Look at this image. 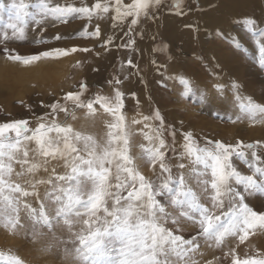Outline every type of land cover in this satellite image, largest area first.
Returning a JSON list of instances; mask_svg holds the SVG:
<instances>
[{"label":"snow or ice","instance_id":"1","mask_svg":"<svg viewBox=\"0 0 264 264\" xmlns=\"http://www.w3.org/2000/svg\"><path fill=\"white\" fill-rule=\"evenodd\" d=\"M160 3L161 0H132L123 4L122 0H114V8L110 9L106 0H96L91 7L71 4L53 7L48 0H35L34 3L11 0L7 7V28L14 37H22L24 28L21 25H26L29 18L38 24L49 17L62 23L84 17L91 21L110 10L116 14L115 20L132 17L131 26H134ZM173 7L178 9L180 0H174ZM4 10L5 5L0 2V12ZM37 16L41 19L37 20ZM245 23L250 31H256L254 19H247ZM82 34L100 36L99 25L94 31ZM259 37L255 40L259 51L258 64L264 68V43L261 42L264 30L259 32ZM4 38H8L7 32ZM111 42L110 37L106 44ZM234 44L238 47L239 41ZM77 50L75 47L54 49L21 56L0 49L9 53V59L25 64L54 54L66 56ZM127 63L131 66V59ZM178 79L184 86L183 98L205 103L203 90L198 95L189 78L181 76ZM116 84L119 85L120 81L117 80ZM214 87L223 93L224 85ZM240 87L239 83H232L241 114L252 120L258 115L264 117V104L257 103L250 96L242 97L238 91ZM86 90L87 84L82 83L80 91L66 93L65 100L71 101L73 108L86 109L88 116H95L96 105H99L113 118L106 123L102 143L93 134L60 123L57 117L61 112L72 119L76 116L59 101L48 106L51 112L36 117L35 127H30L29 119L0 123V225L12 232L23 228L22 212L34 227L51 229L63 222L69 231V238L64 243L71 245L64 249L65 258L78 264H194L191 254L198 251L201 239L213 241L216 247H220L227 237L238 236L242 243L250 230L264 228V212H257L245 203L246 193L264 192V166H260L264 161L255 151L259 141L249 144L240 141L236 145L219 140L206 141V145L200 147L192 132L182 133L185 143L179 159L187 157L191 167L179 163L175 167L181 171L173 175V165L166 161L167 152L175 150L176 130H170L173 144H169L162 135L164 117L159 109L152 117H143L144 121H159V126L144 125L148 131L142 134L148 145H140L142 154L134 157L131 154V134L123 113L125 94L115 87L112 97L96 95L83 100ZM141 122L134 119L131 123ZM32 143L35 148H29ZM244 148L252 150L251 162L247 160L248 153L242 150ZM233 156L244 160L252 174L239 171L232 163ZM138 159L149 164L153 171L159 167L157 181L140 171ZM50 160H63L67 171L48 179H35L42 168L47 170ZM16 165L20 171H16ZM185 169H188L187 174ZM52 171L54 173L55 169ZM13 176L23 182H16ZM25 177L28 179H23ZM193 177L196 188L190 183ZM40 185L49 186L42 199L38 190ZM29 198H36L39 206L34 207L28 202ZM182 224L194 227V234H189L187 239L177 234L182 231ZM76 225L81 226L79 231H73ZM230 254L234 257L232 264H264V259L255 257L241 260L235 255V249ZM0 264L26 262L19 255L0 252Z\"/></svg>","mask_w":264,"mask_h":264},{"label":"rangeland","instance_id":"2","mask_svg":"<svg viewBox=\"0 0 264 264\" xmlns=\"http://www.w3.org/2000/svg\"><path fill=\"white\" fill-rule=\"evenodd\" d=\"M51 1L53 0H48L49 4L51 3L50 6H53ZM94 1L95 0H92L90 6H88H93L95 4ZM0 2L5 5V10L0 12V35L2 32L1 36H4L5 32L12 34V31L7 28V24L9 23L7 7L10 5L11 0H0ZM26 2L34 3L35 0H26ZM122 2L123 4H129L132 0H122ZM173 3L174 0H161L158 7L151 9L150 14L141 17L139 22L134 26H131L132 17H126L122 21L115 20L114 17L116 14L114 10L113 14L111 15V13H109V17H107L108 19L106 18L108 20L106 27H103V22L96 17H93L91 21L86 17L74 18L69 19L66 23H62L49 17L43 20L44 22L42 21L41 24H38L29 18L26 26H21L26 28L27 37L32 35V37L36 36V38L29 42H19V45H29L33 51L25 55L20 52L19 48H14L12 51L10 50L12 54H19L21 56L38 54L41 52L37 51V45L40 46L45 44H49V48H47L46 51L54 49H72L74 47L78 50L70 52V54L66 56H56L54 54L50 57L41 58L33 61L32 64L30 63L31 65L25 64L23 61H13L8 58V52L0 51V59L7 62V64L14 65L9 69H3V75L0 79V92H2L0 93V123L10 122L15 119H29L30 127H35L37 124L36 117L51 112L48 105L59 101L61 105L67 106L70 113H74L76 116V119H72L71 116H65V114L61 112L57 117V120L60 123L71 124L74 129L89 134L101 130L103 135L99 138V141L102 143L105 139L104 134L107 131L106 123L111 122L113 118L105 113L99 105H96L97 111L95 116H88L86 115V109L73 108L72 102L65 100V95L68 92L80 91V85L86 83L87 90L83 93V100L94 98L96 95L107 97L114 96V88L119 87V85H122V83H125L126 81L125 78L122 79L120 75H118L119 72L117 69H119L118 67L120 65L124 72L136 73V83L139 84L138 89L136 86L132 87L127 95L126 90H120L125 94L123 113L126 116L128 131L131 134V154L134 157L141 156L142 149L139 147L140 145H148V141L144 139L142 134V132L148 131L144 125L147 123L153 128L159 126V121L151 119L144 121L143 117H152L154 111L159 109L161 115L164 117L162 135L169 144H173L170 130L172 128L176 130L174 140L175 150L172 151L170 149L167 152L166 161L173 165V175H176L181 171L175 167V165L179 163H184L185 165H188L189 168L191 167L187 157L183 160L179 159L180 154L184 151L183 145L185 143L182 133L189 131L192 132L200 147H204L206 141L219 140L232 145H236L240 141L244 144L259 141L260 144L257 145L255 151L257 155L261 157V161H264V117L258 115L255 120H252L248 118L246 114H241L238 102L235 100V94L232 90L233 81L231 82L224 77L227 76V74H225L227 72H222L221 70L217 71L216 69L213 70L212 67L209 68V65L206 62H201L198 58L197 60L199 63L193 65L191 60L186 61L189 58L192 59L191 52L185 50L181 44L172 45L160 37H156L152 42L150 40L148 43L147 53H151L152 57L146 54L139 56H134V54H132L133 51L136 52V54L137 52L142 51L137 50L135 48L137 46L134 47L129 41L135 39L137 41L144 40V30L150 26L156 25V22L153 21L154 15L184 13L191 11L194 8V10H198L201 6L200 0L199 2L198 0H180V7L178 9L173 7ZM112 8H114V5ZM30 11H32V9H30ZM36 19L40 20V17L37 16ZM4 20L6 21L4 22ZM96 25H99L100 36L96 37L82 34L85 31L89 33L94 31ZM130 26L132 29L131 31H129ZM114 27H118L120 31H111L112 29H115ZM240 30L233 33L235 34L234 36L221 37V40L223 41L224 46L228 47V51L234 49L241 55L238 64L242 68V76L239 78L238 82L236 81L241 86L238 90L240 95L242 97H249L253 94L254 96L252 95L250 97H252L254 101L264 104V68H261L258 64L259 51L258 46L255 43V40L260 38L259 32L264 30V28H256L255 32H252L249 28L247 29L245 27L241 31ZM57 36L61 38L57 39ZM110 37L112 38V42L106 44V41ZM71 40L76 41L77 44L75 43L68 47L60 45L62 42ZM237 40L239 41L238 47L234 44ZM261 42L264 43V38L261 39ZM82 49H88V51H82ZM175 50L177 54H181V62L183 63L178 64L177 67H181L184 70H195L197 74L202 71V76H199L198 78H194L193 76L190 77L193 80L192 85L197 91V94L199 95L201 90L206 93L205 103L192 102L191 99H185L182 97L181 93L184 91V86L179 82L178 78L174 79L172 76L173 73L177 72L178 68L172 70L166 66L168 61L173 59V51ZM216 51L221 53L220 49H217ZM105 53L110 55L109 62L112 63L109 70L104 73L102 78H99L95 75L96 66H93L91 71L92 77L89 76V72L85 69L92 64L94 56ZM119 55H123L122 60H119ZM129 59L132 61L131 66L127 63ZM147 61H151V63L147 64ZM150 64H153L158 68H164L166 66L164 72H162L161 79L156 80L154 77H151V83L146 82L147 68ZM32 65L34 66L32 67ZM36 66L41 67L38 68ZM0 67H3L1 63ZM47 67L50 69H46ZM43 69L46 71L44 72ZM24 70L26 72H23ZM9 72H11L10 74L13 73L16 75V84L13 83L12 80H6L7 78H11ZM39 75L45 76V79L40 81L39 78L37 79V77H40ZM143 76H145V78H143ZM27 80L28 83L26 82ZM117 80L120 81L119 85L116 84ZM144 83H147V86H145L147 89H152V87L157 84L156 87L161 88L165 93V96L169 98L170 101L168 104H160L156 98V100H154L152 97H148L147 100L144 101L140 100L138 98V93L139 90L142 89L140 87H142ZM37 84L43 85L42 87H40V85L38 87ZM218 84L224 85L223 93L218 92L214 87ZM246 85H251L252 90L255 93H245L243 87ZM24 88L27 89L25 90ZM43 88L50 90L47 94V99L45 100L47 103L44 102V100H41L42 104L38 106L37 104H30V108L27 111L21 109V106L27 103L26 97L28 96L29 91L34 92L36 90L37 92H42ZM9 91L12 92L13 97L7 98L8 102L10 101L9 105H7L4 97L6 94L10 93ZM262 92L263 96H261ZM15 106L16 108H14ZM216 113H219V116H217ZM229 116L231 119L228 118ZM237 116H240L241 118L236 119ZM134 119L141 120L142 122L140 124H132L131 122ZM35 147L36 145L34 143L29 145V148ZM242 150L248 153L247 160L251 162L252 157L250 153L252 150L246 148ZM137 163L140 165V171L146 177L153 181L158 180L160 174L158 166L155 171H153L151 166L143 160L138 159ZM232 163L243 174H252V169L247 166L244 160L233 156ZM260 166H264V163H261ZM46 168L47 170L42 168L36 174L35 179H48L50 176L63 175L67 171L64 167L63 160H50ZM53 169H55L54 173L52 171ZM16 171H20L19 165H16ZM184 171L187 174L188 169H185ZM12 179L16 182H23L22 179H18L15 176H13ZM23 179H28V177ZM190 183H192L194 188L197 187L194 177L190 178ZM48 187L49 186L47 185L39 186L38 190L41 194V199ZM28 202L34 207L39 206L36 198H29ZM245 203L257 212H264V192L251 191L246 193ZM168 210L172 211L171 208ZM21 223L24 227L18 228L15 232L9 231L7 228L0 225V252L19 255L25 260L26 264H78L77 261L71 258H65L64 249L66 247L70 248L71 245L64 243V241L69 238V231L67 227L63 225V222L59 225H54L51 229L39 225L34 227L22 212ZM80 227V225H76L73 228V231H79ZM180 227L182 231L177 232V234L184 235L186 239L189 237V234H194L193 226H185L182 224ZM34 233L37 234L34 235ZM199 244L200 247L198 251L191 254V260L194 264H209V262L210 264H232L234 257L230 253H232L233 249H235V255L241 260L252 257L264 259V228L257 227L250 230L248 238L242 243L238 236H234L227 237L220 247H216L215 242L213 241H205L203 239L199 241ZM226 253L229 255H226Z\"/></svg>","mask_w":264,"mask_h":264},{"label":"bare ground","instance_id":"3","mask_svg":"<svg viewBox=\"0 0 264 264\" xmlns=\"http://www.w3.org/2000/svg\"><path fill=\"white\" fill-rule=\"evenodd\" d=\"M91 1L92 0H53L51 2L53 4V7L57 4H59L61 6H66V5L71 4V5L76 6V7H81V6H88V5L90 6ZM95 2H96V0L94 1V3ZM106 2L108 3V6L110 7V9H113L112 6L114 5V0H106ZM198 2H199V0H198ZM63 3H64V5H63ZM200 4H201V6L198 10H194L195 9L194 8L191 11L184 12L182 14L181 13H167V14L165 13V14L154 15L153 21L156 22V25L150 26L149 28H146L144 30V33H145L144 40L143 39L140 41H137L136 39L134 40L135 41V43L133 44L134 47L137 46L135 48L139 51H142V52H137V54H136V52L133 51L132 54H134V56L146 54V55H149L150 57H152L151 53H147L148 43L150 42V40L152 42L154 38L160 37V38H163L164 40H166L167 42L171 43L172 45L181 44L185 50H187L188 52H191V54H192L191 58L192 59L189 58L186 61L191 60L192 64L195 65V64L199 63V61L197 60V58H198L201 60V62L202 61L206 62L209 65V68L212 67L213 70L216 69L217 71L221 70L222 72H227V73H225V74H227V76L223 75L224 77H226L227 80H229L231 82L232 81L238 82L239 78L242 76V74H241L242 68L238 64V62H240L241 55L239 54L238 51H236L232 48H231L232 51H228L227 50L228 47L224 46V43L221 40V37H223V36H234L235 34H233V33H235L236 31H239L240 28H241V30L244 29V27L248 29L249 27L245 23V21L247 19H254L256 21L255 29L256 28H258V29L264 28V0H200ZM109 13H111V15H112L113 10H110ZM109 13L103 14L99 18L96 17L97 19H100L103 22V24H104L103 27H106L108 24V20H107L108 18L107 17H109ZM5 21L6 20H4V22ZM7 21H8V19H7ZM23 28H24V35L22 37H18V36L14 37L12 34L7 33L8 38L5 39L4 36H1L2 35V32H1L0 48L8 49L11 51L14 48H16V49L19 48L20 52H22V54L27 55V54L31 53L33 51L31 49V46H29V45L20 46L19 42H26V41L29 42L30 40H34L36 38V36L32 37V35L31 36L29 35V37H27V32L25 30L26 28L25 27H23ZM30 28H31V26H30ZM114 28L115 29H112L111 31H120V29L118 27H114ZM75 43L77 44L76 41L71 40V41H67V42H62V43H60V45L68 47V46H71ZM37 47H38L37 51L45 52L47 50V48H49V44L40 45V46L37 45ZM217 49H220L221 53L219 51H216ZM241 53H243V52H241ZM180 55H179V53L177 54L176 50L173 51V59L168 61L167 65H166L167 68H170L172 70H175L176 68H178L177 72H175V73H173L171 71L174 74V75L172 74L174 79L183 76V77L189 78L192 82L193 80L191 79L190 76H193L194 78H198L199 76L203 75L202 71L197 74V72L195 70H189V69L184 70L181 67H177L178 64H183L181 62L182 57ZM119 57H120L119 60H122L123 55H119ZM109 59H110V55L108 53L100 54L98 56H94L92 64L89 65L85 70L87 72H89L88 74H89V76H91L92 75V73H91L92 68H93V66H96L95 75L99 78H102L104 73L109 70L110 65H112V63L109 62ZM0 63L3 66V67H0V79H1L2 75H3V69H9V68H11V66H14V65L7 64V62L3 61L2 59H0ZM146 63L149 64V63H151V61H147ZM33 66L34 65H32V67ZM166 66L164 68H158L157 66H155L153 64L148 65L147 74H146V78H147L146 82L151 83V80H150L151 77H154L156 80H158V79L160 80L162 77L161 76L162 72H164ZM36 67H38V66H36ZM36 67H34V68H36ZM39 67H41V66H39ZM118 68H119V69H117L119 72L118 75H120V77L122 79L125 78V80H126L125 83H122V85H119V89L120 90H126L127 91V92L125 91L126 95L128 94V92L130 91V89L132 87L136 86L138 89L139 84L136 83V78H137L136 73L124 72V70H122L123 68L120 65ZM46 69H50V68L47 67ZM6 71H4V72H6ZM43 71H44V69H43ZM23 72H26V71L24 70ZM10 73L11 72H9V74ZM31 74H32V72H31ZM34 74H36V73H34ZM37 74H38V72H37ZM10 76H11V78H7L6 80H12L13 83L16 84V82H17L16 75L12 73V74H10ZM173 77H172V79H173ZM38 78L40 81H42L43 79H45V76L41 75L40 77H37V79ZM143 78H145V76H143ZM164 80H165V78H164ZM26 82L28 83V80ZM248 84H250V83H248ZM39 85H40V87H42L43 84H39ZM39 85H38V87H39ZM247 85L243 87L245 90V93L246 92L247 93H255L252 90V86L251 85L247 86ZM12 86H14V85H12ZM145 86H147V83L146 84L144 83V85L142 87H140V88H142L139 90V93H138V98L140 100L144 101V100H147L148 97H152L154 100L157 99L160 104H168V102L170 101L169 98H167L165 96V93L162 91L161 88L156 87L157 84H156V86L154 85L152 87V89H147V87L145 88ZM192 87H193V85H192ZM24 89L26 90L27 88H24ZM42 90H43L42 92H37L36 90L34 92L29 91L28 96L26 97L27 103L22 105L21 109H25V111H27L30 108V104H37V106L42 104L41 100H44V102L47 103V101H45V100L47 99V94L49 93L50 90L44 89V88ZM263 92L261 93V96H263ZM0 93H2V92H0ZM24 93H26V92H24ZM252 95L253 94H251L250 96H252ZM11 97H13L12 92L5 95L4 98L6 99L5 102L7 105H9V102H10V101L8 102L7 98H11ZM11 104H12V102H11ZM4 106H6V105H4ZM14 108H16V106ZM11 109H13V108H11ZM95 132L93 133V135L96 136V138L99 140V138H101V136L103 134L101 133V130H98ZM102 132H103V130H102Z\"/></svg>","mask_w":264,"mask_h":264}]
</instances>
